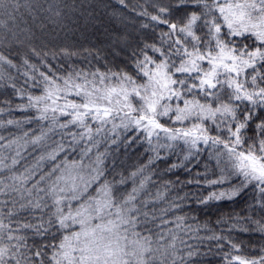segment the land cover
I'll use <instances>...</instances> for the list:
<instances>
[{"label": "snow or ice", "instance_id": "1", "mask_svg": "<svg viewBox=\"0 0 264 264\" xmlns=\"http://www.w3.org/2000/svg\"><path fill=\"white\" fill-rule=\"evenodd\" d=\"M0 264H264V0H0Z\"/></svg>", "mask_w": 264, "mask_h": 264}, {"label": "trees", "instance_id": "2", "mask_svg": "<svg viewBox=\"0 0 264 264\" xmlns=\"http://www.w3.org/2000/svg\"><path fill=\"white\" fill-rule=\"evenodd\" d=\"M113 3L116 2V0H112ZM100 39L102 40L103 37H100ZM92 40L94 42H97V38L96 37H93ZM86 46H87V42H85ZM134 152V150H130L129 152V155H132ZM173 179H175V177H172ZM180 179L183 180L184 179V175L183 173H180ZM234 207H237L235 205H230V204H222V205H213L207 209H203L199 215L201 216V220H205V219H208V220H211V221H215L217 219V216L221 213H223L225 216L227 215V213ZM238 207H237V211H238ZM254 240L256 241H259V237H253Z\"/></svg>", "mask_w": 264, "mask_h": 264}]
</instances>
